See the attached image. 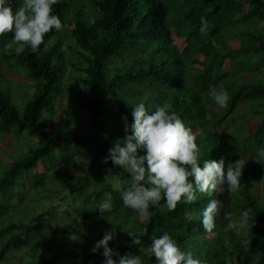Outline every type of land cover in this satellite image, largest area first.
Listing matches in <instances>:
<instances>
[{
  "label": "trees",
  "instance_id": "obj_1",
  "mask_svg": "<svg viewBox=\"0 0 264 264\" xmlns=\"http://www.w3.org/2000/svg\"><path fill=\"white\" fill-rule=\"evenodd\" d=\"M22 2L1 0L0 46H19L6 57L35 92L20 112L0 89V133L38 144L0 166V214L44 162L46 194L69 189L88 221H11L0 263L48 247L22 264H126L135 252L133 264H264V0H50L45 14ZM67 74L88 120L65 111L54 126ZM83 149L88 165L74 173ZM60 150L69 163L51 166ZM130 218L128 242L114 247ZM94 224L106 232L92 235Z\"/></svg>",
  "mask_w": 264,
  "mask_h": 264
},
{
  "label": "rangeland",
  "instance_id": "obj_2",
  "mask_svg": "<svg viewBox=\"0 0 264 264\" xmlns=\"http://www.w3.org/2000/svg\"><path fill=\"white\" fill-rule=\"evenodd\" d=\"M42 2V6L44 9L43 14H45V6H47L48 1L50 0H38ZM32 0H23L22 5L20 6L21 10L28 9L29 4ZM0 8H1V0H0ZM61 35H59L60 37ZM67 39V38H66ZM181 43V42H180ZM185 46V42H183ZM19 46L15 43V41H11L9 44H4L0 46V66L2 69V74L0 75V89L6 94L11 96L12 101L17 105L20 112H23L27 102L33 97L35 92V82L30 78L26 67L21 65H17L14 58H7V54L13 53ZM63 49L66 51L68 57H77L76 53L69 51L68 42L64 43ZM229 63H227L228 66ZM196 67V66H195ZM249 80V78H246ZM78 82V81H77ZM64 89L54 100L53 106L58 110L61 118L55 117L58 119L55 121L54 126L62 125V121L64 119L65 111H70L73 119L75 121H79L81 119L88 120L85 116L86 110L82 107L77 109L75 103L72 100L71 86L75 83L73 79L69 77V74L66 75L64 80ZM253 126H249V128H257L260 124V119L256 118L253 120ZM67 123H63V127L66 128ZM15 129V128H14ZM12 133L6 135L0 133V160L2 161L0 166L3 164H9L10 162L20 159L24 157L29 151L38 144V139L36 137L30 136L27 132L22 133ZM72 147L70 146L67 149V153H70ZM87 149H83L81 152L76 153L75 160L76 166H70V170L74 173L80 174L83 169H85L88 165L90 155H88ZM65 151L60 150L56 153L55 156L52 157L51 166L57 164L60 166V163H69L70 156ZM58 157V158H57ZM44 163V162H42ZM39 165V167L34 170V173L25 174L24 182L20 184V187L15 190V197L11 200L9 208L3 213L0 214V229L4 225L10 223L11 221H19V220H38L43 219L45 217L52 218L54 223L58 222L61 226L66 223H75V224H83L85 227V223L87 220L79 217L75 211V206L78 204L77 197L70 196L69 189H64L60 192H49L46 194L44 189V184L46 183V178L49 174L54 171L46 170L44 166ZM47 168V166H46ZM49 168H51L49 166ZM48 169V168H47ZM42 170L43 172H40ZM57 170V169H55ZM64 170V169H62ZM85 172V171H84ZM55 175V174H54ZM22 180V176H21ZM48 180V178H47ZM106 183H110L109 179H105ZM103 183L98 182L97 185L101 186ZM115 184H119L115 182ZM19 186V185H18ZM94 188L92 185L89 188V191ZM54 192V193H53ZM68 194L67 198H64V195ZM109 196V195H108ZM108 199L100 201V205H103V210L107 209L109 203ZM99 217V216H98ZM142 220H144L142 218ZM134 218H130L127 223L121 224L120 230L115 231V235L113 238L114 247L122 244L123 242H128L127 239V231H130L133 227ZM107 227H98L96 224L93 225L92 235L98 234L100 232H106ZM69 237V234L66 235ZM64 237L62 242H69L67 237ZM53 236L44 234L42 239L50 240ZM79 242H84L83 239L77 238ZM39 242V238H35L33 240V245H36ZM69 247V244L67 245ZM32 247H23L19 250H15L11 252L8 257L0 264H22L29 259H33L37 257L41 252L49 253L50 250L48 247L44 249H37V253L32 252ZM34 251V252H36ZM140 255V253L135 252L131 255V257L125 260L126 264H133L132 259L135 256L136 258Z\"/></svg>",
  "mask_w": 264,
  "mask_h": 264
}]
</instances>
